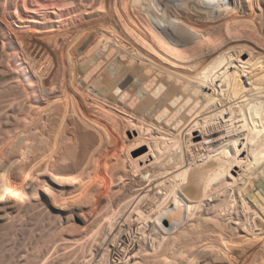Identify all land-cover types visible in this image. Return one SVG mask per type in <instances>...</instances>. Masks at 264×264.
<instances>
[{
  "label": "bare ground",
  "instance_id": "1",
  "mask_svg": "<svg viewBox=\"0 0 264 264\" xmlns=\"http://www.w3.org/2000/svg\"><path fill=\"white\" fill-rule=\"evenodd\" d=\"M22 1L0 0V264H113L136 224L117 264H264V0Z\"/></svg>",
  "mask_w": 264,
  "mask_h": 264
},
{
  "label": "rangeland",
  "instance_id": "2",
  "mask_svg": "<svg viewBox=\"0 0 264 264\" xmlns=\"http://www.w3.org/2000/svg\"><path fill=\"white\" fill-rule=\"evenodd\" d=\"M22 1V0H20ZM24 1V2H23ZM22 1V4L23 6L26 5L25 3V0ZM36 1V2H35ZM40 1V0H39ZM38 0H30V2L28 4L32 5L30 6V9H35L34 11L30 10L27 8V12H31L32 14H36L37 10H40L44 13H49L52 11V8H50L51 6H53L54 4L50 5V1L49 0H42L40 1V4L38 6L37 2H39ZM46 1V2H45ZM49 1V2H48ZM46 3H49V5H47ZM41 4H44V8L40 7L42 6ZM45 5H47L48 8L45 9ZM33 6H36V7H33ZM50 6V7H49ZM25 9H26V6H24ZM49 8H50V11H49ZM45 9V10H44ZM47 11V12H46ZM53 12V11H52ZM246 83H247V86L250 87L251 84H252V81L250 79H246ZM147 150V147H143V148H140V151H145ZM138 224L134 225L133 229H132V232L130 233H125L120 244L118 245V247L116 248V250L114 251L113 253V258H112V263L113 264H117V263H120L121 259H128L129 256L131 257L139 248V241L136 239V236H137V227ZM127 249V251H126Z\"/></svg>",
  "mask_w": 264,
  "mask_h": 264
}]
</instances>
